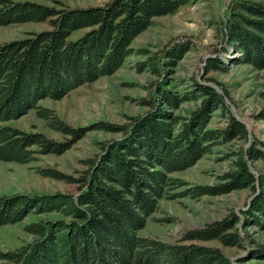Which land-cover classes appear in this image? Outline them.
I'll return each mask as SVG.
<instances>
[{"label":"trees","instance_id":"trees-1","mask_svg":"<svg viewBox=\"0 0 264 264\" xmlns=\"http://www.w3.org/2000/svg\"><path fill=\"white\" fill-rule=\"evenodd\" d=\"M191 0H105L86 7H54L30 0H0V25L44 22L48 29L0 43V161L28 164L37 154H61L80 137L54 110L41 106L44 98L61 99L71 90L114 73L132 53V41L154 18L177 12ZM83 29L78 37L71 34ZM224 43L239 52L235 64L264 66V5L247 0L233 3L223 22ZM190 49L188 40L173 39L159 56L139 63L160 75L141 104L148 107L124 124L99 123V129L121 133L101 143L95 157L84 160L77 177L50 168L43 176L76 183L77 193L0 195V226L22 221L29 213L56 214L24 225L33 239L14 249L0 250V264H234L219 247L200 242L217 240L242 246L239 228L264 229V172L250 163L264 159L255 138L226 103L228 93L212 77L190 78L182 90L170 86L178 62ZM206 75L227 66L213 57ZM204 78V77H203ZM216 85L218 88L214 87ZM198 102L187 115L176 113L184 102ZM34 109L47 126L65 136L56 141L40 131H25L6 122ZM215 111L223 127H209ZM264 118V106L259 113ZM248 141V145H244ZM235 144L226 154L230 167L215 185H188L171 174L184 170L216 145ZM250 188L253 193L240 210L183 232L170 243L139 231L157 211L162 198L220 195ZM251 243L248 232L245 233ZM199 241V242H196ZM264 262V244L254 243L240 261Z\"/></svg>","mask_w":264,"mask_h":264},{"label":"rangeland","instance_id":"rangeland-1","mask_svg":"<svg viewBox=\"0 0 264 264\" xmlns=\"http://www.w3.org/2000/svg\"><path fill=\"white\" fill-rule=\"evenodd\" d=\"M30 1L60 8L100 5L105 0ZM236 1L239 0H191L173 14L154 18L153 23L134 38L130 45L132 53L114 73L85 83L61 99H41L39 105L54 110L72 128L82 129L83 136L63 153L37 154L36 159L28 164L0 161V195H33L55 191L77 193L76 183L43 176L37 169L50 168L61 174L77 177L86 168L84 160L95 157L101 150V143L120 137L121 133L99 129L97 125L124 124L131 116L147 111L148 107L141 104V99L149 96L153 83L160 75L153 74L149 69L139 70V63L147 60L149 56H159L161 49L173 39L188 40L190 49L178 62L171 75L170 86L182 91L192 77L202 81H208L207 77L214 78L227 91L226 103L232 114L245 124L249 138H255L258 141L257 146L264 151V118L259 116L264 106V66L235 64L232 59L240 53L224 43L223 22ZM247 1L264 5V0ZM49 27L47 21L0 25V43L20 39L31 32ZM83 32V29L76 30L70 38L74 39ZM213 57L219 58L227 69L212 70L205 75L206 62ZM214 87L218 88L216 85ZM197 104L198 102L194 101L184 102L176 113L185 116ZM6 124L25 131H40L56 141L71 138L49 128L34 109L9 120ZM225 124L226 119L219 115V111H215L208 126L223 127ZM235 144L237 143L216 145L210 153L203 155L192 166L173 172V177L188 184L177 191L197 184H217L220 175L230 167L231 159L226 157V154L234 150ZM244 145H248V141ZM250 168L255 174L264 172V159L251 162ZM252 193L250 188H245L220 195H202L198 198H162L158 201L157 211L148 217L139 233L170 243L177 242L187 229L202 227L208 222L224 217L230 211L240 215V210L246 208ZM56 216L29 213L20 222L0 226V250L14 249L33 239V236L24 230L25 224ZM239 231L244 237L243 244L239 247L224 246L217 240L200 243L219 247L234 264H264L248 259L239 260L246 257L249 246L254 243L264 244V229L248 227L239 228ZM246 232L253 243L245 237Z\"/></svg>","mask_w":264,"mask_h":264}]
</instances>
